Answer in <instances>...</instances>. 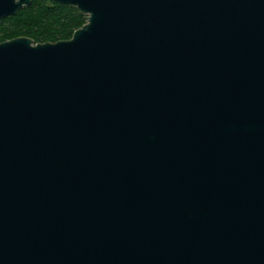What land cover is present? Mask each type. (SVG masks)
Masks as SVG:
<instances>
[{"label":"water","instance_id":"obj_1","mask_svg":"<svg viewBox=\"0 0 264 264\" xmlns=\"http://www.w3.org/2000/svg\"><path fill=\"white\" fill-rule=\"evenodd\" d=\"M53 1L0 41V264H264V0Z\"/></svg>","mask_w":264,"mask_h":264},{"label":"trees","instance_id":"obj_2","mask_svg":"<svg viewBox=\"0 0 264 264\" xmlns=\"http://www.w3.org/2000/svg\"><path fill=\"white\" fill-rule=\"evenodd\" d=\"M85 22L75 6L53 0H32L27 7L0 19V41L27 36L34 42L68 39Z\"/></svg>","mask_w":264,"mask_h":264}]
</instances>
